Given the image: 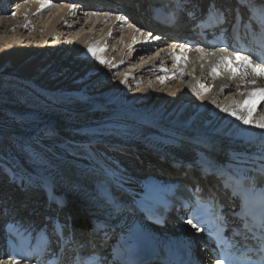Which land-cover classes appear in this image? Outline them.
Returning <instances> with one entry per match:
<instances>
[{
  "label": "bare ground",
  "instance_id": "bare-ground-1",
  "mask_svg": "<svg viewBox=\"0 0 264 264\" xmlns=\"http://www.w3.org/2000/svg\"><path fill=\"white\" fill-rule=\"evenodd\" d=\"M12 1L11 9L0 6V202L8 201L4 207L41 210L42 194L34 195L32 187L53 176L60 182L108 173L121 188L133 189L141 173L118 158L135 148L153 171L162 172L167 166L154 149H189L225 157L230 163H251L264 155V128L255 126L264 119V103L257 111L253 108V123L231 115H247L242 102L264 84L229 76L215 52L198 56L165 44L153 46L149 32L170 30L152 24V8L158 7L152 0H56L44 9L41 0ZM196 1L200 6L208 2ZM216 1L234 8L231 0ZM102 7L127 12L146 32L137 30L131 38L136 31L132 21L104 17L108 13L99 10ZM34 13L41 25H48L42 32L21 23ZM93 23L114 39L104 34L88 37L94 33ZM186 30L174 31V39ZM121 34L126 35L117 41ZM95 44L103 51L97 47L96 55L89 57L88 48ZM81 52L86 55L80 58ZM253 80L255 84L249 83ZM201 85L208 89L203 95ZM17 169H22V177ZM7 170L15 171L17 185L3 177ZM90 211L74 197L61 211L72 217L81 243L89 240Z\"/></svg>",
  "mask_w": 264,
  "mask_h": 264
},
{
  "label": "snow or ice",
  "instance_id": "snow-or-ice-1",
  "mask_svg": "<svg viewBox=\"0 0 264 264\" xmlns=\"http://www.w3.org/2000/svg\"><path fill=\"white\" fill-rule=\"evenodd\" d=\"M50 6H51V4L47 3V4H41L40 7H41V9H44V8H47V7H50ZM12 15L15 16L16 13L13 12ZM208 15H209L211 20H215V17L212 14V9L209 10ZM117 19H120V17H118ZM149 35H151V33H149ZM88 51L90 53H92L93 55H96L97 49L89 47ZM99 51H103V49H99ZM201 51H203V49H201ZM97 58L100 60V63H102V64L106 63V61L104 59H102L100 57H97ZM179 59H180V57H177V60H179ZM223 59L227 63L228 70L230 72H232L233 75L237 74L239 68H243V69H245V74H247V71L250 70L251 73H253L254 75L260 76V77H264V66H261V64H259V63H254L252 57H250V56H242V55L239 54V52H237L235 54V61L240 62L238 67H232L234 61L231 58L224 57ZM262 63H264V61H262ZM212 72L214 74H217V68L213 67ZM249 83L255 84L256 81H254V80L253 81H249ZM201 89H202V91L200 93L201 95L205 94L208 91V89L204 85H201ZM257 95H259V98L264 99V88H254L252 90V92H250L248 94L249 100H246V101L242 102V104L240 106L241 110L242 111H246L247 115L238 114V112H236V111H232L231 115L235 116L239 120H242L243 123H245V124L253 123V121L249 117L252 115L254 104L250 103V101L253 98H255ZM223 111H228V109L225 108V109H223ZM255 126L260 127V128H264V119H262L260 122H257L255 124ZM189 223L191 224L192 221L189 220ZM193 227H196V225H193ZM13 264H20V261H15L14 260ZM75 264H79V257L75 258ZM84 264H89V262L85 261ZM217 264H224V262L223 261H217Z\"/></svg>",
  "mask_w": 264,
  "mask_h": 264
},
{
  "label": "rangeland",
  "instance_id": "rangeland-1",
  "mask_svg": "<svg viewBox=\"0 0 264 264\" xmlns=\"http://www.w3.org/2000/svg\"><path fill=\"white\" fill-rule=\"evenodd\" d=\"M40 2H44V4H46V3H50V1H46V0H41ZM62 4H60V6H61ZM90 12H86V14L85 15H87V14H89ZM35 14L36 13H34V14H32V15H30V16H27L26 18H22L21 19V23H24V25H27L30 29H34V28H36L37 27V29L40 31V32H42V29L45 27V29L48 27V25H46V26H43V25H41L40 23H41V21H37V18L35 17ZM99 15H101V14H99ZM106 15H104V17H105ZM95 17V16H94ZM108 17V16H107ZM106 17V18H107ZM54 20V17L53 18H51V19H49V21L50 22H52ZM92 20V18H89V22ZM86 22H88V21H86ZM85 21H83L82 22V24H84V27H88L89 28V24H87ZM95 22V21H94ZM86 23V24H85ZM93 25H94V23H93ZM58 26H60V25H58ZM39 27V28H38ZM92 29H94V33H93V35H87L88 37H90L91 39H94V38H96L97 36L99 37L100 35H103L104 34V37H106L108 40H109V36H110V39L112 40V39H114V36H111L110 34L111 33H106L105 31H104V29L103 28H100V27H96V25H94L93 27H92ZM136 33H138V31L136 30V31H133V32H131L130 34L132 35H129V36H131V38H133V37H135V35H136ZM122 35H123V37H124V35H126V34H121V36L119 35L118 36V38H117V41L118 40H120L121 38H122ZM134 35V36H133ZM64 38V37H63ZM65 39V38H64ZM90 39V40H91ZM92 41H94V40H92ZM116 41V42H117ZM115 42V43H116ZM99 47H101V46H98V45H94L93 46V48H95V49H98ZM102 48H104V47H101L100 49H102ZM99 50V49H98ZM74 53V52H73ZM91 54L92 53H90L88 56L89 57H92V56H94V55H92L91 56ZM78 56H80V58L81 57H84V55H86V52L85 53H83V52H81V53H79V54H77ZM55 71V70H54ZM53 71V72H54ZM1 162V161H0ZM1 166H0V170H1ZM1 172V171H0ZM26 205H30V204H24V207L26 206Z\"/></svg>",
  "mask_w": 264,
  "mask_h": 264
}]
</instances>
